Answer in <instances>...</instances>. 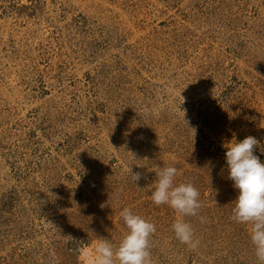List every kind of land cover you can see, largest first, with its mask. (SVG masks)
<instances>
[{
	"label": "rangeland",
	"instance_id": "374dc122",
	"mask_svg": "<svg viewBox=\"0 0 264 264\" xmlns=\"http://www.w3.org/2000/svg\"><path fill=\"white\" fill-rule=\"evenodd\" d=\"M247 136L264 163V0H0V264H87L124 208L153 264H258L225 161ZM169 165L200 193L196 250L150 199Z\"/></svg>",
	"mask_w": 264,
	"mask_h": 264
},
{
	"label": "clouds",
	"instance_id": "9594fccd",
	"mask_svg": "<svg viewBox=\"0 0 264 264\" xmlns=\"http://www.w3.org/2000/svg\"><path fill=\"white\" fill-rule=\"evenodd\" d=\"M184 116L185 111L183 120ZM190 130L194 137L195 129ZM260 144L257 138L247 136L239 142L233 139L224 147L228 179L237 191L231 219L250 226L254 255L258 264H264V163L254 155ZM157 169L150 199L156 206L167 205L180 217L171 225L174 236L190 250H196L200 240L195 237L192 224L183 218L199 217L200 223L205 222V218L199 215L202 207L200 193L192 183H175L179 175L176 167L157 166ZM128 171L131 181L138 186L143 174L132 171V168ZM119 215L127 228L119 245L114 247L109 239L97 238L91 254L82 250L87 264H153L151 238L156 232L154 223L133 214L129 208H124Z\"/></svg>",
	"mask_w": 264,
	"mask_h": 264
}]
</instances>
